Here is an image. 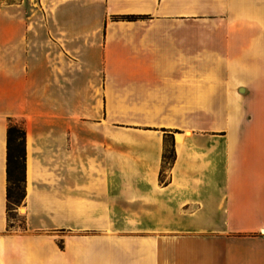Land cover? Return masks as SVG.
Returning <instances> with one entry per match:
<instances>
[{"label":"crops","instance_id":"crops-1","mask_svg":"<svg viewBox=\"0 0 264 264\" xmlns=\"http://www.w3.org/2000/svg\"><path fill=\"white\" fill-rule=\"evenodd\" d=\"M44 3L0 0V264H264V0Z\"/></svg>","mask_w":264,"mask_h":264},{"label":"trees","instance_id":"trees-1","mask_svg":"<svg viewBox=\"0 0 264 264\" xmlns=\"http://www.w3.org/2000/svg\"><path fill=\"white\" fill-rule=\"evenodd\" d=\"M173 151L163 154V162L172 160ZM24 129L9 119L6 130V211H13L14 207L24 198V170H25Z\"/></svg>","mask_w":264,"mask_h":264},{"label":"rangeland","instance_id":"rangeland-1","mask_svg":"<svg viewBox=\"0 0 264 264\" xmlns=\"http://www.w3.org/2000/svg\"><path fill=\"white\" fill-rule=\"evenodd\" d=\"M21 4L24 5L27 9H32V17L37 21H44V9L42 8L45 3L44 0H20ZM18 126H21L19 121H14ZM164 167L167 166V162H164ZM21 203L14 207L13 211L6 212L7 216V228L8 229H17L23 228L24 219L22 217V210L20 209Z\"/></svg>","mask_w":264,"mask_h":264}]
</instances>
